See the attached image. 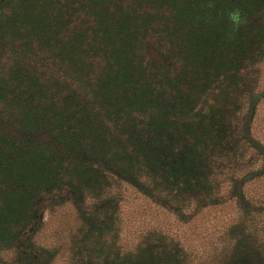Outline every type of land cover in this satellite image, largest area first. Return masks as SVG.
<instances>
[{"label": "trees", "instance_id": "16d2710c", "mask_svg": "<svg viewBox=\"0 0 264 264\" xmlns=\"http://www.w3.org/2000/svg\"><path fill=\"white\" fill-rule=\"evenodd\" d=\"M262 105L264 0H0V264H264Z\"/></svg>", "mask_w": 264, "mask_h": 264}, {"label": "rangeland", "instance_id": "374dc122", "mask_svg": "<svg viewBox=\"0 0 264 264\" xmlns=\"http://www.w3.org/2000/svg\"><path fill=\"white\" fill-rule=\"evenodd\" d=\"M261 111H262V115L260 116L259 123H260V128L263 129L264 128V106L263 105H262ZM262 134H264V132H262ZM259 158H260L259 155L255 151H249L247 153V156L245 158H242V160L245 159V161H246L245 164L250 166V167H252V168H254L255 166H258ZM248 188L250 190V194H252V195H256V194H258V193H260L262 191V188L260 186H258L257 184H255V183L250 184L248 186ZM44 206L45 205H44V202H43L41 207H44ZM216 209H217V211H216L217 216L215 218H216V220L218 219V222H220V225H223V226L227 222L230 223V222H233L234 220L238 219L241 216V213H242L239 210V206H238V203H237L236 199H229L227 201V203L225 202V205L223 204V206H218ZM54 210L55 209H48L45 212L44 222H48V221L52 220V218L55 215L54 214L55 213ZM132 210H134L133 207H131V206H127L126 207V211H128L129 213H131ZM213 214L211 216H213ZM210 219H213V218H210ZM159 220L162 221L163 218L159 217ZM206 220H208V219H206ZM216 222L217 221H215V223ZM171 229H173V232L175 234L181 235V237H183L184 233H182V232L184 230H187V226H185L184 229H177L176 226H175V228L172 227ZM184 236L186 237V235H184ZM191 240L193 241V245L198 242V240L195 239V237H192ZM198 246L202 247L201 243H199Z\"/></svg>", "mask_w": 264, "mask_h": 264}]
</instances>
